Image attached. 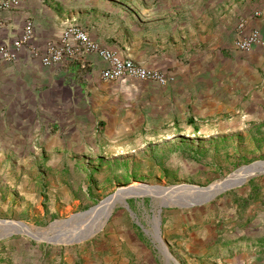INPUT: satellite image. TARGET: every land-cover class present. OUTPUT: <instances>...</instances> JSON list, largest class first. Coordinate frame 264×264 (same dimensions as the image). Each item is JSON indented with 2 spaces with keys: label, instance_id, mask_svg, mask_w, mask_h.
<instances>
[{
  "label": "crops",
  "instance_id": "obj_1",
  "mask_svg": "<svg viewBox=\"0 0 264 264\" xmlns=\"http://www.w3.org/2000/svg\"><path fill=\"white\" fill-rule=\"evenodd\" d=\"M16 1L0 9V46L18 38L27 21L34 38L15 60L0 54V153L22 154V142L34 132L50 138L55 130L57 145L42 147L47 172L69 180L80 175L86 197L91 185L107 184L100 176L106 152L123 155L129 139L183 136L199 126L207 131L216 121L225 124L223 115L241 105L264 66V0ZM241 23L244 34L260 33V46L235 48ZM72 25L101 48L160 72L167 85L104 81L100 74L108 62L95 53L44 67L47 47ZM37 107L56 117L36 119ZM58 178L49 177L52 187L60 186Z\"/></svg>",
  "mask_w": 264,
  "mask_h": 264
},
{
  "label": "rangeland",
  "instance_id": "obj_2",
  "mask_svg": "<svg viewBox=\"0 0 264 264\" xmlns=\"http://www.w3.org/2000/svg\"><path fill=\"white\" fill-rule=\"evenodd\" d=\"M223 116L225 124L213 122L207 131L198 125L183 136L129 139L123 155L106 152L100 176L107 184L88 187L89 197L80 175L69 180L62 172H47L42 147L57 145L51 138L55 130L50 138L43 130L34 132L22 142V154L0 153V220L48 232L53 223L91 211L121 188H206L264 162V66L241 105ZM53 117L52 111L35 110L36 119ZM51 175L59 177V187L50 185ZM126 202L116 204L109 216L100 214L96 227L101 230L80 244L53 245L25 234L1 240L0 264H264V175L201 206L163 208L161 239L172 260L154 239L158 200L146 196Z\"/></svg>",
  "mask_w": 264,
  "mask_h": 264
},
{
  "label": "water",
  "instance_id": "obj_3",
  "mask_svg": "<svg viewBox=\"0 0 264 264\" xmlns=\"http://www.w3.org/2000/svg\"><path fill=\"white\" fill-rule=\"evenodd\" d=\"M262 175H264V162H257L241 168L218 184L206 188L190 185L171 188L149 186L121 188L91 211L74 215L65 221L53 223L48 232L38 231L34 233L20 222L0 220V241L14 235L25 234L33 240L53 245L72 246L80 244L90 240L101 230L102 227L96 228L93 226L87 228V225L100 215L99 210L108 202L126 205V201L129 199L150 196L156 198L159 203L158 218L154 226V239L167 259L172 260L161 239L159 217L163 208L178 204L182 207L201 206L211 202L225 192L243 186L248 180Z\"/></svg>",
  "mask_w": 264,
  "mask_h": 264
},
{
  "label": "built area",
  "instance_id": "obj_4",
  "mask_svg": "<svg viewBox=\"0 0 264 264\" xmlns=\"http://www.w3.org/2000/svg\"><path fill=\"white\" fill-rule=\"evenodd\" d=\"M17 4L16 0H5L0 2V9L7 10ZM244 28V23H241L238 27L240 36L235 41L234 46L239 51L247 52L254 47L260 46L261 39L260 33L257 30H252L248 34H244ZM33 38V24L31 21H27L23 33L18 38L14 39L11 44L0 46L1 56L7 61L15 60L17 54L23 48H31L30 45ZM32 53L35 57H38L35 50H32ZM92 53L99 55L108 62L107 69L100 74L104 81L114 82L132 79L143 82H153L161 86L167 85V77L160 72L136 65L130 60L120 58L114 52L101 48L89 38L85 31L74 25L65 28L59 41L50 44L46 49V53L40 60L44 67L52 68L76 60L82 54Z\"/></svg>",
  "mask_w": 264,
  "mask_h": 264
},
{
  "label": "bare ground",
  "instance_id": "obj_5",
  "mask_svg": "<svg viewBox=\"0 0 264 264\" xmlns=\"http://www.w3.org/2000/svg\"><path fill=\"white\" fill-rule=\"evenodd\" d=\"M116 205V203H112V202H108L106 205H104L100 210H99V213L100 214H106L109 216V214L112 212L114 206ZM99 216V215H98ZM97 216V217H98ZM96 217V218H97ZM96 218L93 219L91 222L88 223L87 225V228H90V227H96L97 223H96ZM97 228V227H96Z\"/></svg>",
  "mask_w": 264,
  "mask_h": 264
},
{
  "label": "trees",
  "instance_id": "obj_6",
  "mask_svg": "<svg viewBox=\"0 0 264 264\" xmlns=\"http://www.w3.org/2000/svg\"><path fill=\"white\" fill-rule=\"evenodd\" d=\"M261 246H264V244H261Z\"/></svg>",
  "mask_w": 264,
  "mask_h": 264
}]
</instances>
